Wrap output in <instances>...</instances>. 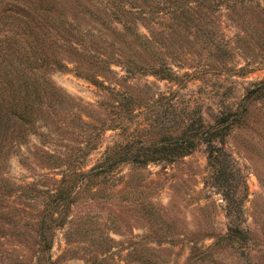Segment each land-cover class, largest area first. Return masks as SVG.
I'll list each match as a JSON object with an SVG mask.
<instances>
[{
    "label": "rangeland",
    "instance_id": "1",
    "mask_svg": "<svg viewBox=\"0 0 264 264\" xmlns=\"http://www.w3.org/2000/svg\"><path fill=\"white\" fill-rule=\"evenodd\" d=\"M57 1L66 21L77 23L73 31L99 27L83 9L91 6L86 0L78 4L79 21L72 17L74 0ZM183 5V23L155 32L148 47L135 49L99 35L98 49L110 61L103 75L94 72L97 66L90 68L87 57L59 54L67 68L52 78L68 99L65 109H49L35 122L36 133L11 153L5 178L14 191L2 203L24 209L12 217L17 223L37 213L50 221L57 205L52 196L61 188L68 201L66 222L47 231L52 239L44 252L7 224L0 234V264H264V99L249 98L243 109L247 89L264 79V0ZM139 27L146 30L140 22ZM127 57L168 64L179 75L127 72ZM85 73H98L105 86ZM107 86L135 98L130 106L136 108L119 115L110 103L120 96ZM232 109L245 113L224 136L231 185L215 182L205 143L173 163L126 158L183 120L201 117L212 125ZM70 169L86 173L83 180L75 181ZM27 182L32 188L17 189ZM228 186L235 189L231 200L224 195ZM229 224L249 228V246L222 241L204 253Z\"/></svg>",
    "mask_w": 264,
    "mask_h": 264
},
{
    "label": "trees",
    "instance_id": "2",
    "mask_svg": "<svg viewBox=\"0 0 264 264\" xmlns=\"http://www.w3.org/2000/svg\"><path fill=\"white\" fill-rule=\"evenodd\" d=\"M74 1L72 17L79 21L78 12L82 10L78 8V4L82 0ZM86 1L91 6H84L83 9L97 21L99 27L73 31L77 23L71 26V23L66 21L62 9L56 4L57 0H0V232H2L0 234H3L4 226L8 224L23 240H33L38 252H44L50 246L52 235L47 231L50 232L52 226H61L66 222L64 219L68 201L67 204L64 203L65 195L62 194L61 188L55 190L52 196L55 198L52 201L57 205L50 210V221L37 213L34 214L36 215L34 220L28 218L17 223V219L12 217L17 210L24 211V209L2 203V201L14 191L5 178L11 153L16 148L19 149L22 143H26L30 133H36L38 125L35 122L40 118L44 120L45 113L49 109H65L68 99L52 78L53 73L67 68L62 55L59 54L63 51H66V54L74 52L77 60L87 57L91 64L90 68L93 65L97 66L94 72L99 70L103 75L104 68L110 70V61L102 55L103 51L98 49L99 35L105 32L130 47L144 48L150 46L155 38V32L163 31L173 23L179 25L185 20L182 18H186L183 0ZM145 19L149 21L146 23ZM64 21L67 22V26L63 24ZM139 22L146 27V30L139 27ZM114 23H119L120 27ZM73 32L78 36V41L72 40V36H75ZM82 37H86L84 40L87 41V47H83ZM122 64L127 72L136 69L158 74L167 79H173L174 76L179 75L168 64L161 66L159 63L158 65L147 63L149 65H145L129 57ZM85 74L86 78L93 83L105 86L104 82L98 78V73ZM188 74L189 72L184 73V75ZM109 89L115 96L116 94L120 96L110 103L119 115L123 111L131 109L132 112L136 108L130 106L136 100L135 98L121 93L119 89ZM249 98L264 99V79H260L247 89L243 96V109L246 107L245 101ZM122 108L124 109L120 111ZM242 110L232 109L224 113L225 115L219 116L212 125L204 123L201 117L197 120L192 118L183 120L186 122L180 124L174 131H169L166 137L148 144H139L126 158L139 163L160 160L173 163L191 153L198 144L205 143L208 166L214 173L215 182L231 185L230 181H227L232 172L229 169L231 164L226 157L228 153L224 148V136L232 122L238 121L239 116L245 113ZM45 153L47 156L52 155L48 151ZM93 168L88 175H93ZM72 171L75 181L83 180V174H86L83 171L70 169L69 175H72ZM32 185L33 182L19 184L17 189L32 188ZM68 186L72 187V181ZM232 188L228 186L224 193L228 200L233 199L235 189ZM64 189H66L65 186ZM249 233L248 227L229 224L226 231L219 233L203 252L206 253L222 241L237 242L242 247L249 246L251 243Z\"/></svg>",
    "mask_w": 264,
    "mask_h": 264
}]
</instances>
